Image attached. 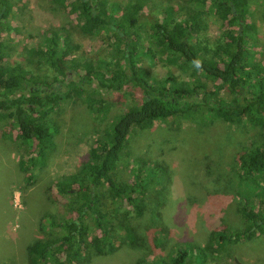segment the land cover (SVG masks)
Returning a JSON list of instances; mask_svg holds the SVG:
<instances>
[{"label":"trees","instance_id":"1","mask_svg":"<svg viewBox=\"0 0 264 264\" xmlns=\"http://www.w3.org/2000/svg\"><path fill=\"white\" fill-rule=\"evenodd\" d=\"M53 2L68 10L83 33L104 35L114 45L106 57L77 61L71 58L77 48L71 31L56 27L31 48L37 60L29 59L27 66L7 64L9 53L1 32L14 37L7 19L13 3L0 0V121L12 120L9 131H16L21 169L28 171L37 160L45 162L55 147L56 126L50 116L74 93L84 96L95 114L104 115L108 109L96 85L111 91L136 87L142 96L114 117L79 170L54 182L55 203L61 214L49 215L56 236L29 244V264H86L91 250L112 254L128 241L144 246L136 224L153 211L151 205L148 209L147 192L151 187L148 176L155 170L139 163L134 180L126 182L119 179V161L135 127L151 128L168 118L191 121L201 111L205 123L222 120L236 130L251 127L260 132L235 158L240 183L249 192L240 199L238 209L244 226L215 229L204 247L178 245L171 259L142 256L137 264H211L209 249L217 256L229 245L264 236V59L255 60L250 49L256 41L250 32L254 12L247 0H186L179 8L166 3L160 8L162 18L154 20L149 29H143L136 16L141 5L134 9L127 6L118 16L121 4L117 1L109 7L106 0ZM209 14L221 23L215 38L208 37ZM151 53L179 65L184 79L180 81L173 73L163 78L148 76L138 62ZM41 66L57 72L53 79L62 78L68 88L62 90L50 77L41 75L36 70ZM70 69L84 72L77 79ZM223 91L227 96L218 98ZM27 176L31 181L34 173ZM155 193L162 203L163 189ZM214 193L213 205L225 206L229 197L217 189ZM159 244V238L150 242L153 249Z\"/></svg>","mask_w":264,"mask_h":264},{"label":"rangeland","instance_id":"2","mask_svg":"<svg viewBox=\"0 0 264 264\" xmlns=\"http://www.w3.org/2000/svg\"><path fill=\"white\" fill-rule=\"evenodd\" d=\"M106 1L108 7L113 1L121 4L118 16H121L127 6L132 9L141 5L142 9L136 16L143 29H149L154 20L162 18V5L172 3L179 8L186 2ZM247 2L254 12L250 32L256 41L250 45V49L256 54L255 60H262L264 0ZM12 3V13L7 19L13 27L11 34L14 37H9L8 32H1L9 53L7 64L27 66L29 59L37 60L38 56L30 52L31 48L44 41L49 31L56 27L71 31V37L77 46L71 58L75 57L77 61L106 57L113 48V40L106 36L83 33L68 10L53 0H12ZM208 22V37H217L221 31L219 19L214 14H209ZM138 65L148 71V76L163 78L173 73L180 81L185 77L179 70V65L163 60L160 54L156 57L152 53L142 56ZM36 70L41 75L50 77V81L56 82L62 90L68 88L69 85L63 83L62 78L53 79L57 74L53 69L41 66ZM69 72H73L78 79L84 71L70 69ZM95 89H100L99 94L108 109L105 115L95 114L83 101L84 96L74 93L72 99H68L50 116L55 120L56 126L55 147L44 163L37 160L34 162L35 166L28 171L20 167L22 150L15 139L16 131H9L12 120L0 121V264H29V244L37 239L56 236L50 224V215L59 216L61 213L55 203L54 182L79 170L114 117L129 105L138 102L142 96L136 87L111 91L96 85ZM225 96L227 94L223 91L217 97ZM204 113L201 111L191 121L168 118L156 122L151 128L135 127L128 150L119 161L118 175L120 180L132 182L134 169L138 168L139 163L145 164L147 169L155 170L148 176L151 187L147 192L148 209L150 210L151 205L153 211H148L139 219V223L136 221L138 233L144 238V246L139 248L128 241L121 243L112 254H97L91 250L86 264H137L142 256L171 259L178 245L204 247L211 242L213 230H234L244 226L238 209L240 199L249 195V192L240 183L235 158L242 147L252 138H257L260 132L251 127L249 130H236V127H231L222 120L212 119L205 123ZM241 128L246 126L241 125ZM31 172L34 176L29 181L27 175ZM160 188L165 194L162 203L158 202L159 198L155 193ZM216 189L218 193L223 191L229 197L225 206L213 205L212 196L216 194ZM151 229L153 230L149 232ZM257 237V240L229 245L217 256L209 249V262L264 264V236ZM157 238L160 244L153 249L150 242ZM235 257L239 258L238 262L233 261Z\"/></svg>","mask_w":264,"mask_h":264}]
</instances>
